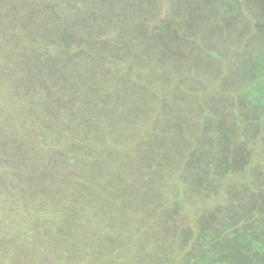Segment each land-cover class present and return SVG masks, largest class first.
<instances>
[{
	"label": "rangeland",
	"instance_id": "1",
	"mask_svg": "<svg viewBox=\"0 0 264 264\" xmlns=\"http://www.w3.org/2000/svg\"><path fill=\"white\" fill-rule=\"evenodd\" d=\"M263 57L264 0H0V264H264Z\"/></svg>",
	"mask_w": 264,
	"mask_h": 264
},
{
	"label": "trees",
	"instance_id": "2",
	"mask_svg": "<svg viewBox=\"0 0 264 264\" xmlns=\"http://www.w3.org/2000/svg\"><path fill=\"white\" fill-rule=\"evenodd\" d=\"M261 64L264 65V57L261 61ZM262 71L263 70H260V72H262ZM260 72H258V70H257V74H259ZM254 80H255V86L256 87H251V88H253V92L255 94L254 98L257 100L258 103H261L264 105V74L255 75ZM262 233L264 234V231ZM261 235L262 234H258V235L253 234L250 237L249 243H251V245H252V253H254L255 256H256V252L259 253L260 255H262L263 260H264V237ZM255 260H256V262H258L259 258L255 259ZM254 261L252 264H255Z\"/></svg>",
	"mask_w": 264,
	"mask_h": 264
}]
</instances>
